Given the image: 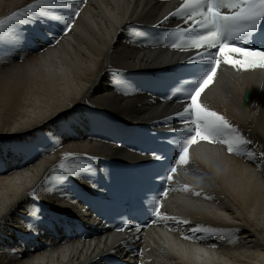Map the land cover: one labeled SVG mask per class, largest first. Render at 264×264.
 Listing matches in <instances>:
<instances>
[{
	"label": "bare ground",
	"instance_id": "obj_1",
	"mask_svg": "<svg viewBox=\"0 0 264 264\" xmlns=\"http://www.w3.org/2000/svg\"><path fill=\"white\" fill-rule=\"evenodd\" d=\"M32 3L34 0H0V19ZM168 10L153 0H89L67 36L41 54L26 48L29 37L24 29L32 25L22 26L21 42L0 44L4 55L0 66V141L8 138L12 145L7 165L13 171L0 176V264H94L101 253H114L115 244L106 241L65 245L61 236L41 235L34 230L22 235L13 232L21 228V216L29 218L24 212L29 211L33 191L35 197L41 193L53 196L54 203L65 208L70 218L81 210L72 195L68 203L50 191L66 187L64 181H57L56 159L92 165L88 157L129 154L96 139H58L49 121L63 119L69 112L80 118L85 110L93 119L110 125L116 117L147 122L171 112L168 104H150L141 95L118 96L107 81L109 68L147 70L174 62L176 58L169 51H138L119 37L125 22L153 23ZM204 102L250 141L246 147L254 158L240 160L215 150L196 149L166 209V216L176 219L165 220L166 234L153 237L144 262L264 264V80L255 72L242 77L223 74L219 85L206 91ZM79 129L87 132L84 127ZM33 134L36 139L29 140ZM19 145L31 152L18 156ZM5 147L7 151L11 148ZM49 148L60 149L61 155L53 160L49 153H42ZM34 153L40 157L31 168L26 170L27 164L18 163V157L32 158ZM68 154L72 156L65 161ZM49 172L55 177L47 176V183L36 184ZM92 175L90 171L65 181L87 182ZM52 205L49 202L42 211L47 213ZM38 216L34 219H44L40 212ZM184 220L189 223H177ZM197 226L234 230V237L229 242L222 234L190 231ZM150 231L155 233V229ZM8 251L17 253L7 256L4 252Z\"/></svg>",
	"mask_w": 264,
	"mask_h": 264
},
{
	"label": "snow or ice",
	"instance_id": "obj_2",
	"mask_svg": "<svg viewBox=\"0 0 264 264\" xmlns=\"http://www.w3.org/2000/svg\"><path fill=\"white\" fill-rule=\"evenodd\" d=\"M85 2L86 0H79L77 4L76 0H34V3L24 9L0 19V44L15 45L23 39L22 26H34L37 22L44 23L49 20L59 22L62 34H67L72 29L75 18L80 15V5ZM52 8H65L69 10V13L61 15L51 11ZM170 15L182 18L185 23L192 22L187 29L178 26L165 34L167 38L174 41L170 46L180 50L202 49L188 63H201L204 67L197 70V75L187 82V87H184V82H181V85H178L171 93L173 96L183 93L188 102L180 112L175 114L185 118L181 120L184 127L179 130L181 134L171 141L175 155L163 177L165 184L173 179L172 174L176 172L177 166L189 164V147L199 141L223 143L227 146L229 153L235 152L254 158L252 151L246 147L250 141L241 135L223 115L199 103V97L213 82L221 62L236 70L264 68V0H183L181 6ZM167 19L168 17H165V20ZM129 31L133 36H142L131 28ZM257 40L260 41L259 45ZM55 42L58 43V39ZM213 49L216 51H212ZM228 52L239 53L240 59H231ZM112 74L117 91L127 86L121 77V70L112 69ZM71 115L70 112L67 113L66 118L71 119ZM70 156L72 154H68L64 158L65 161H68ZM154 158L161 160L164 157L154 154ZM87 159L92 161L97 158L88 157ZM73 160H75L74 157ZM90 171L89 163L61 162L57 166L56 178L58 182H63L69 177H77ZM184 190H188L187 186ZM166 194L167 190L154 198L151 214L162 220H175V217L160 213L161 197ZM30 195L35 197L36 192L33 191ZM195 195L200 196L201 193L196 192ZM39 212L40 209L35 205L29 209V214L35 219L39 218ZM177 223L187 224L189 221H177ZM136 230L139 231V227ZM190 231L222 234L229 242L234 237V230L197 226Z\"/></svg>",
	"mask_w": 264,
	"mask_h": 264
}]
</instances>
